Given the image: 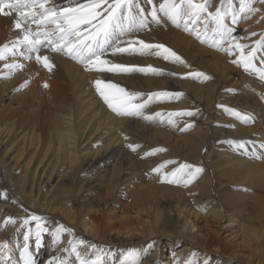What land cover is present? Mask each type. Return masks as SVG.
I'll return each instance as SVG.
<instances>
[{
    "label": "bare ground",
    "instance_id": "1",
    "mask_svg": "<svg viewBox=\"0 0 264 264\" xmlns=\"http://www.w3.org/2000/svg\"><path fill=\"white\" fill-rule=\"evenodd\" d=\"M153 2L158 6L162 0ZM51 3L68 7L72 0ZM209 3V11H239V0ZM142 5L151 10L146 0ZM252 6L259 11L246 18L241 14L235 25L230 17L225 22L235 28L237 41L248 45L245 53L257 49L254 64L259 67L264 47L255 42L264 35V4L257 0ZM149 22L134 37L165 45L184 64L154 55H112L111 50L106 53L111 62L151 65L161 72L85 71L64 54L44 49L40 54L55 65L50 72L26 51L0 61V200L13 197L20 204L17 220L0 217V243L8 244L3 264L7 259L24 264L26 235L34 264L74 263L70 240L85 255L100 256L103 264H121L130 249L142 257L139 264H264V135L230 116L234 109L262 116L257 105L264 92L250 90L249 73L232 62L239 53L233 49L229 55L227 42L214 46L219 38L210 29L205 32L203 22L193 31H186L183 22L179 28L167 20L157 25L149 17ZM19 33L12 17L0 16V47H11ZM13 61L22 67L11 72L3 67ZM96 79L140 93L137 102L157 92L181 95L153 98L143 110L151 119L118 116L96 91ZM244 80L247 86L236 92L233 86ZM188 109L193 115H183L186 122L176 127L191 121L196 127L176 136L170 114ZM235 143L245 147L237 149ZM185 163L202 169L191 183H159L164 173ZM160 165L159 173L152 171ZM9 217L14 223H6ZM37 225L48 229L40 232L38 244ZM61 225L71 232H58Z\"/></svg>",
    "mask_w": 264,
    "mask_h": 264
},
{
    "label": "snow or ice",
    "instance_id": "2",
    "mask_svg": "<svg viewBox=\"0 0 264 264\" xmlns=\"http://www.w3.org/2000/svg\"><path fill=\"white\" fill-rule=\"evenodd\" d=\"M146 2L151 5L150 11L142 5V0H82V2L81 0H72L68 7H59L52 4L51 0H0V16L12 17L13 27L20 30L16 40L11 43V47L8 45L0 47V61L5 60L9 53L13 57L24 56L26 51L29 54H35L36 63L50 72L55 65L48 55L40 54L44 49L52 53L64 54L83 65L85 71L116 74L137 72L160 74L161 72V69L151 65L139 66L111 62L106 58V53L111 50L112 55H154L165 61L184 64L183 59L165 45L148 43L134 37V33L150 27V17L151 23L157 25L163 20H167L180 27L183 22L186 31L195 30V26L203 22L205 32L210 29L214 37L219 38L215 40L214 46L222 48V42H227L229 46L225 51L229 55L233 54V49L239 53L232 62L264 80V64L259 67L254 64L257 49L253 47L245 53L244 50L248 48V45L239 43L237 37L233 36L235 28L225 22L226 17H230L232 25H235L241 14H244L246 18L248 13L258 12L259 10L252 6L257 0H239V11L231 8L222 9V7L209 11V0H162L158 6L154 4L153 0H146ZM258 2L264 4V0H258ZM223 3L224 0H221V5ZM189 25L193 27L190 28ZM252 35L256 34L252 33ZM126 37L127 39H125ZM197 39H201L198 33ZM202 42L204 41L202 40ZM255 43L264 47V35ZM32 58V55L27 56L29 60ZM3 67L11 72L21 68L22 65L13 61L11 64H4ZM186 75L198 79L201 77L208 79L205 74L200 72H189ZM93 83L104 104L118 116H143L144 119H151L150 116L144 114L143 110L153 98H178L181 95V93L157 92L149 94L148 100L137 102L140 93L129 92L117 83L105 79H96ZM43 86L48 87L46 83ZM156 115L159 116L160 113H156ZM171 115L191 116L193 113L181 112ZM236 115L241 116L240 113H236ZM242 119L246 123L250 117L244 115ZM169 123L172 121L169 120ZM230 143L234 142L230 141ZM129 147L135 150V146L129 145ZM235 147L243 149L245 145L235 143ZM154 151H164V149ZM149 154L145 153V155ZM163 167L164 165H160L152 171L159 173ZM201 171V168H194L193 165L185 163L180 164L178 168H174L169 173H164L161 179L167 180L168 183H183L187 186ZM34 219L38 220L39 218L34 217ZM8 222L14 223L10 217L6 223ZM37 227L39 229L36 233L38 244L40 232L48 229L40 228L39 225ZM57 231L70 233L71 229L61 225ZM28 239L29 236L26 235L25 250L21 253V257L24 264H34L30 253L27 252ZM69 244L75 254L76 264H103L100 256L94 255L90 251L88 255H85L71 240ZM79 245L83 246L84 241L80 240ZM92 247L95 248L94 245ZM5 248H7V244L0 243V250ZM141 258L136 250L130 249L124 254L121 264H139Z\"/></svg>",
    "mask_w": 264,
    "mask_h": 264
},
{
    "label": "rangeland",
    "instance_id": "3",
    "mask_svg": "<svg viewBox=\"0 0 264 264\" xmlns=\"http://www.w3.org/2000/svg\"><path fill=\"white\" fill-rule=\"evenodd\" d=\"M231 22V21H230ZM172 27H173V25H171ZM174 28H179V27H177V26H175L174 25ZM259 36V35H258ZM257 36V37H258ZM256 37V38H257ZM247 73H249V75L251 76H247L248 78H250L249 79V81H253V83H254V85H253V88L254 89H251L250 88V90L251 91H254V92H259V91H262V92H264L263 90H262V88L261 87H264V83H262V81H264V80H261V79H259L258 78V76L256 75V74H252L250 71H246ZM253 75V76H252ZM255 77V78H254ZM202 80V79H201ZM234 80H237V78L236 79H234ZM233 80V81H234ZM197 81H199V80H197ZM230 81V80H229ZM228 81V82H229ZM230 83V82H229ZM241 86H244V87H246L247 86V82H246V80H244V82H242V84H240V85H236V86H233V89H235L236 90V92H240V90H239V88H241ZM228 87V86H227ZM236 87V88H235ZM243 87V88H244ZM237 88H238V90H237ZM260 89V90H259ZM257 107H258V110L259 111H261V113H263V115L262 116H260V115H258V116H254L252 113H250V112H245V111H241V110H239L238 109V111L237 110H235L234 108H232V107H230V108H232V109H234V111H232L231 112V114H230V116L233 118V121H237L236 123H237V125H238V123H240L239 125H245L244 127H254V126H256V127H258L257 129V131H260L263 135H264V101H261L260 102V105H257ZM189 110H191V109H188V110H179L180 111V113L183 111V112H191V111H189ZM240 111V112H239ZM226 112H228V110H226ZM236 113H240L241 114V116H237L236 115ZM214 114H216V113H214ZM225 114H227V113H225ZM244 115H246L247 117H250V119L248 120V122H244L243 121V119H242V116H244ZM179 115H176V116H174V115H172L171 116V121L173 120V122H172V124H173V126H172V129H175V135L176 136H180V135H183V134H187V133H189V132H191V131H193L194 129H195V127H196V123L195 122H193V121H191V122H188V124H186V125H183L182 127H181V129H179L178 130V128L176 127V126H178V125H181V124H183V123H185L186 122V120L187 119H185V118H183L182 119V116L183 115H181V117L178 119V120H176L175 118L176 117H178ZM188 116V115H187ZM188 117H190V116H188ZM261 124V125H260ZM192 125V126H191ZM190 126V127H189ZM174 127V128H173ZM177 128V129H176ZM262 129V130H261ZM178 130V131H177ZM189 131V132H188ZM182 132H184V133H182ZM140 147L138 146H135V150L136 149H139ZM133 150V149H132ZM135 150H133V151H135ZM140 150V149H139ZM206 154V151L205 150H201V156H204L205 154ZM264 154V153H263ZM263 154L261 155V156H263ZM264 157V156H263ZM179 159V158H178ZM184 159H186V158H184ZM188 159V158H187ZM149 179H150V177H145V180H147V181H149ZM151 180V179H150ZM162 180V179H161ZM161 180H160V184H170V183H168V182H166L165 180H162L163 182H161ZM180 184H182V183H180ZM179 184V185H180ZM177 185V184H176ZM188 196V195H187ZM191 196H193V194L192 195H189V198L191 199L192 197ZM0 199H1V197H0ZM163 199L164 198H162L161 197V201H163ZM128 202V201H127ZM19 207H20V204L18 203V201L16 200V199H14L13 197L12 198H6V200L5 199H2V200H0V217H8V215H11L13 218H14V220H17L18 219V217H19ZM9 211V212H8ZM12 213H11V212ZM11 213V214H10ZM18 215V216H17ZM8 219V218H7ZM6 221V220H5ZM10 226H12V224H10L9 226H8V228L10 227ZM19 227V226H18ZM2 229V228H1ZM46 235H47V233H46ZM48 236V235H47ZM61 242V241H60ZM42 245L43 246H46V240L44 239V240H42ZM30 248H32L33 247V245H30L29 246ZM7 248H8V244H7ZM7 248H5V249H2V250H0V264H3L2 263V256L3 255H6L7 254ZM3 252V253H2ZM7 257V256H6ZM67 260V259H66ZM65 260V261H66ZM10 262H11V260L10 259H7V261H6V263H4V264H10ZM69 263V262H68ZM68 263H65V264H68ZM71 264H76V261H74V263H72V262H70Z\"/></svg>",
    "mask_w": 264,
    "mask_h": 264
}]
</instances>
